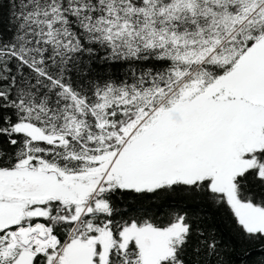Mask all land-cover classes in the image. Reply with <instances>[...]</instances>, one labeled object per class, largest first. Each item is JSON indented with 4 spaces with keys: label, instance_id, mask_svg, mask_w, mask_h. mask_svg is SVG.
<instances>
[{
    "label": "snow or ice",
    "instance_id": "6c2138e0",
    "mask_svg": "<svg viewBox=\"0 0 264 264\" xmlns=\"http://www.w3.org/2000/svg\"><path fill=\"white\" fill-rule=\"evenodd\" d=\"M0 264H264V0H0Z\"/></svg>",
    "mask_w": 264,
    "mask_h": 264
}]
</instances>
